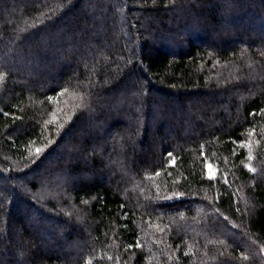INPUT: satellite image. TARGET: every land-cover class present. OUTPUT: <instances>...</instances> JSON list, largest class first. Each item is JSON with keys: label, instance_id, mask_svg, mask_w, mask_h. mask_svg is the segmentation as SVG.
Returning <instances> with one entry per match:
<instances>
[{"label": "trees", "instance_id": "trees-1", "mask_svg": "<svg viewBox=\"0 0 264 264\" xmlns=\"http://www.w3.org/2000/svg\"><path fill=\"white\" fill-rule=\"evenodd\" d=\"M0 264H264V0H0Z\"/></svg>", "mask_w": 264, "mask_h": 264}, {"label": "rangeland", "instance_id": "rangeland-1", "mask_svg": "<svg viewBox=\"0 0 264 264\" xmlns=\"http://www.w3.org/2000/svg\"><path fill=\"white\" fill-rule=\"evenodd\" d=\"M215 174H216V171L214 170L213 166H208V176L213 178Z\"/></svg>", "mask_w": 264, "mask_h": 264}, {"label": "snow or ice", "instance_id": "snow-or-ice-1", "mask_svg": "<svg viewBox=\"0 0 264 264\" xmlns=\"http://www.w3.org/2000/svg\"><path fill=\"white\" fill-rule=\"evenodd\" d=\"M37 151L39 152V149Z\"/></svg>", "mask_w": 264, "mask_h": 264}]
</instances>
